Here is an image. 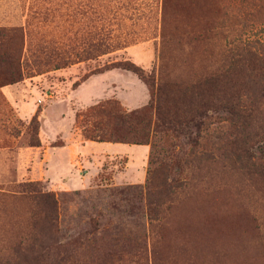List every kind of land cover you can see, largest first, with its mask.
<instances>
[{
    "label": "rangeland",
    "instance_id": "1",
    "mask_svg": "<svg viewBox=\"0 0 264 264\" xmlns=\"http://www.w3.org/2000/svg\"><path fill=\"white\" fill-rule=\"evenodd\" d=\"M123 60L210 106L149 166L82 146L91 107L148 102ZM148 167L179 182L155 218ZM0 264H264V0H0Z\"/></svg>",
    "mask_w": 264,
    "mask_h": 264
},
{
    "label": "trees",
    "instance_id": "2",
    "mask_svg": "<svg viewBox=\"0 0 264 264\" xmlns=\"http://www.w3.org/2000/svg\"><path fill=\"white\" fill-rule=\"evenodd\" d=\"M87 45L88 47L98 49L104 43L98 34L95 40L89 41ZM71 51L73 52L74 50ZM82 51L83 49L77 54L82 53ZM58 54L60 55L56 54L57 60L50 62L53 68L64 66L70 61V51H60ZM115 66L133 72L146 84L149 92L148 102L144 106L130 110H123L114 103H109L107 106L91 107L89 114L93 113V115L97 116V119L91 121L89 128L85 127L81 129V135L85 140L149 144L150 150L147 160L149 166L153 162L155 141L160 139V134L166 135L170 133L176 137L184 127L190 125L199 130L205 129L204 124L208 117L205 112L210 106H196L187 112H182L176 106H168L165 98L167 96H163L159 84L154 81L151 73H145L139 66L129 60L116 62ZM230 97L225 101V106H237L235 98L232 99ZM200 116H202V119L198 120L197 118ZM96 130L100 132L96 133ZM32 144L38 146V140H35ZM166 165L164 163V166ZM157 170L148 167L146 171L143 198L148 218L156 217V208L161 196L168 195L179 186L178 180H175L173 177H170L168 181L166 178L155 181Z\"/></svg>",
    "mask_w": 264,
    "mask_h": 264
},
{
    "label": "crops",
    "instance_id": "3",
    "mask_svg": "<svg viewBox=\"0 0 264 264\" xmlns=\"http://www.w3.org/2000/svg\"><path fill=\"white\" fill-rule=\"evenodd\" d=\"M94 142L91 140H84L83 147L86 146V143ZM98 145V148L107 152L108 154H126L130 156L132 159H138L140 163L143 162L141 159V155H145L147 152L146 144H131V143H123V142H95ZM143 147V150H141ZM141 167V166H139ZM142 169L139 171L135 170L132 173V178L136 181L142 178Z\"/></svg>",
    "mask_w": 264,
    "mask_h": 264
}]
</instances>
